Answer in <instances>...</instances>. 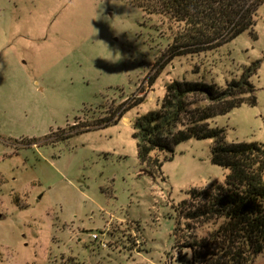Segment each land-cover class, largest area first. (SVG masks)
Wrapping results in <instances>:
<instances>
[{
  "label": "rangeland",
  "instance_id": "374dc122",
  "mask_svg": "<svg viewBox=\"0 0 264 264\" xmlns=\"http://www.w3.org/2000/svg\"><path fill=\"white\" fill-rule=\"evenodd\" d=\"M171 35L128 0H0V264L191 262L186 243L211 225L187 222L186 232L181 219L177 244L175 210L187 213L188 193L229 171L212 163L210 139L157 153L161 171L141 168L132 123L158 110L175 80L223 89L259 62L257 105L210 125L225 130V143L264 146V6L252 31L161 68ZM140 97L117 125L57 141Z\"/></svg>",
  "mask_w": 264,
  "mask_h": 264
},
{
  "label": "trees",
  "instance_id": "16d2710c",
  "mask_svg": "<svg viewBox=\"0 0 264 264\" xmlns=\"http://www.w3.org/2000/svg\"><path fill=\"white\" fill-rule=\"evenodd\" d=\"M128 1L148 16L160 17L169 24L171 42L161 58V68L169 60L216 50L252 31L264 6V0ZM259 66V62L253 63L223 89L213 83L175 80L167 84L159 109L138 116L132 123L141 168L161 171L163 161L155 157L157 153H173L175 146L191 139H210L214 140L212 163L229 171L223 183L191 190L188 195L194 203L187 213L175 210L177 244L183 238L181 219L186 222V232L191 226L187 222L211 225L206 235L186 243L192 255L189 264H256L264 255V146L225 143V130L210 125L214 118L245 104L257 105V90L251 79ZM150 80L154 82V78ZM144 101L140 97L132 104L126 100L116 108L110 107L102 119L81 128L77 123L71 127L72 132L57 141L117 125ZM146 174L154 177L156 173L148 170ZM187 204L182 202V206Z\"/></svg>",
  "mask_w": 264,
  "mask_h": 264
},
{
  "label": "built area",
  "instance_id": "2783aa9c",
  "mask_svg": "<svg viewBox=\"0 0 264 264\" xmlns=\"http://www.w3.org/2000/svg\"><path fill=\"white\" fill-rule=\"evenodd\" d=\"M101 236H103V234H93L92 235V238H93V240H95V241H99L100 239H101ZM102 241V240H101ZM100 241V244H101V246L102 247H106V245L104 244V243H102Z\"/></svg>",
  "mask_w": 264,
  "mask_h": 264
}]
</instances>
